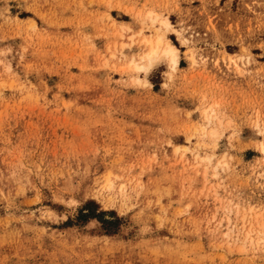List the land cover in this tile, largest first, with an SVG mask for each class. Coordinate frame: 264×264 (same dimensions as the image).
<instances>
[{
  "label": "rangeland",
  "instance_id": "rangeland-1",
  "mask_svg": "<svg viewBox=\"0 0 264 264\" xmlns=\"http://www.w3.org/2000/svg\"><path fill=\"white\" fill-rule=\"evenodd\" d=\"M0 264H264V0H0Z\"/></svg>",
  "mask_w": 264,
  "mask_h": 264
},
{
  "label": "bare ground",
  "instance_id": "bare-ground-1",
  "mask_svg": "<svg viewBox=\"0 0 264 264\" xmlns=\"http://www.w3.org/2000/svg\"><path fill=\"white\" fill-rule=\"evenodd\" d=\"M149 17H150V15H149ZM150 19H151V24L152 23L155 24V22L158 20V17L150 18ZM158 24H159L161 29H164V31L168 30V28L170 27V24H169L168 20H166V18L159 21ZM142 43H145L148 47L147 51L141 56V60H143V63L145 61V63L144 64L143 63L137 64V63L131 62L132 65H134L135 70L144 71V73H147L160 59L163 60V58H165L169 61V63L171 64V68L173 70H175L177 68V66L179 65V58L180 57L178 54L179 53L178 49L172 43H170L167 39H165L163 34H156L154 38L145 39L144 42H142ZM191 60L193 62L195 61L193 59V57H191ZM216 132L217 131H215V130H211L209 132V135L211 137H216L217 136ZM110 186H112V185H110ZM102 188H104V187H102ZM105 188H107V187H105Z\"/></svg>",
  "mask_w": 264,
  "mask_h": 264
}]
</instances>
